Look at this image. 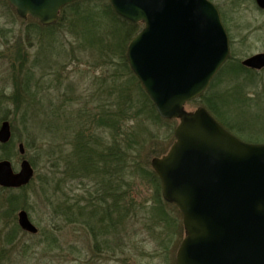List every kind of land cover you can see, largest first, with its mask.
<instances>
[{"label": "rangeland", "instance_id": "1", "mask_svg": "<svg viewBox=\"0 0 264 264\" xmlns=\"http://www.w3.org/2000/svg\"><path fill=\"white\" fill-rule=\"evenodd\" d=\"M210 1L217 6L230 39V58L211 81L213 87L218 85L223 92L237 85H233L235 79L244 73L238 71L243 66L242 60L264 52V9L255 0ZM107 3L109 0L81 2L77 11L67 8L50 27L32 17L22 19L8 0H0V125L8 120L12 129L10 142L0 143V160L11 161L18 171L25 157L35 172L29 185L0 192V264H175L184 236L182 216L175 206L163 201L161 187L160 196L157 195V183L143 173L125 177L129 183L126 201L132 199L143 204V210L136 205L129 215L132 217L125 218L124 224L116 223L115 229L111 230L108 224V230L102 234L108 239L106 243L87 224L88 221L94 226V211L88 208V201L80 202L83 215H72L69 220L62 210H57L70 205L75 208L74 214L79 213L77 200L90 193L88 189L95 180L85 178L83 171L72 175L77 163V155L72 151L76 133L82 127L80 106L89 101V106L94 107L97 102L90 95L96 91L102 98L104 95L117 101L120 90H127L134 106L139 104L149 114L150 120L141 118L139 112L138 120L142 121L134 124L128 121V125L129 133L133 134L136 130L148 134L155 131L157 138L149 149L156 152L151 153L150 160L166 153L174 141L168 134L178 121L162 118L157 110L160 119L154 120L148 111L152 110L149 102L142 96L138 84L141 82L123 67V47L111 49L108 58L89 47L91 31L95 32L94 36H102L99 24L92 23V17L97 16L106 24L114 19ZM88 11L92 13L87 14ZM103 26L102 23L101 29ZM252 72L245 74L259 84L250 87L245 83L246 96H252L255 88L263 94L264 68L254 70L256 74ZM115 90L118 92L110 96ZM200 105L190 102L186 108L192 111ZM98 132L100 136L110 135L108 127ZM257 132L264 135V130ZM243 137L245 141L264 143V140H251L248 135ZM20 143L24 144V154L19 151ZM61 153L67 156L65 161ZM148 169H152L150 162ZM156 204L163 206L165 222L153 221L150 207ZM22 209L39 228L37 235L19 227L17 214ZM150 219L156 227L146 225Z\"/></svg>", "mask_w": 264, "mask_h": 264}, {"label": "water", "instance_id": "2", "mask_svg": "<svg viewBox=\"0 0 264 264\" xmlns=\"http://www.w3.org/2000/svg\"><path fill=\"white\" fill-rule=\"evenodd\" d=\"M17 14L55 23L76 0H8ZM117 14L143 28L130 41L127 59L159 115L179 121L169 150L151 160L162 196L181 212L185 235L176 264H264V143L247 142L227 130L204 106L188 102L203 94L230 56V39L210 0H109ZM264 9V0H256ZM264 68V52L242 61ZM12 137L0 125V143ZM21 154L24 144H19ZM34 169L23 159L15 172L0 160V185H27ZM20 227L38 232L28 213Z\"/></svg>", "mask_w": 264, "mask_h": 264}, {"label": "trees", "instance_id": "3", "mask_svg": "<svg viewBox=\"0 0 264 264\" xmlns=\"http://www.w3.org/2000/svg\"><path fill=\"white\" fill-rule=\"evenodd\" d=\"M84 1L86 0H78L65 6L61 14L63 15L66 9L70 7L76 8L75 10L77 11L81 2ZM106 6L114 19H110V23L106 24L107 22H103L97 16L92 17V23L99 24V32H101L102 36L100 37L99 34L94 36L95 32L91 31L93 36L91 40H87L89 47H93L94 50L99 52L100 56L108 58L111 49L116 50L122 46L123 67H126V70L131 73L132 71L126 55L127 47L133 37L142 29L143 25L119 16L110 3H107ZM86 13L91 14L92 11ZM104 14L107 16L108 12ZM102 23L104 26L101 29L100 25ZM50 27H53V25ZM238 71L244 73H241L240 77L235 79L236 81L233 85L237 84L236 86H232L229 90L221 92V88L218 89V85L213 87L214 83H212L199 98H196L192 102L204 105L225 128L240 138L244 139L243 136L248 135L251 140L263 141L264 135H258L257 131L264 130V89H261L263 92L261 94L255 88L252 96L247 95L251 98H247L246 93H244V84L246 83L250 87H254L259 83L258 80H255L252 76L245 73L253 71L252 73L256 74V72L241 65ZM29 79L30 81L32 80V78ZM138 84L141 86L142 93L144 94L142 96L146 97L145 102L148 101L149 107L152 109L147 110L152 114L154 120L160 119L153 102L144 91L142 85L139 82ZM117 88V86H114V89ZM96 92L93 96L92 94L90 95L97 102L94 107L89 106V101L86 102L85 106H80V115L83 117L81 120L82 127L76 133L75 148L72 151V153L77 155V163H75L72 169V175L79 174L83 171L85 172V178H93L95 180H93V184L88 189L90 193H87L82 200L81 198L77 200V211L80 214H74L73 211L75 208L70 205L59 207L57 210H62L67 215L65 217L69 220V217L72 215L81 216V213L83 215V208L80 206V202L88 201V208L90 209L92 207L91 210L94 211V226L89 224L90 222L88 221L87 224L96 232V236H102L104 230H108V224L112 226V230L115 229L113 228L114 226H117L116 223L123 222L125 218L129 220L132 217L129 215L136 205L139 206L137 209L141 208L143 210V204L140 205L132 199L126 201V185H129L128 181L125 180L127 175L135 176L143 173L149 179L151 177L153 182L157 183L156 192L158 196H160L161 183L158 175L152 169H148L149 162L151 161L150 155L156 152L155 150L150 151L149 149L157 138L155 131L150 129L149 134L145 132L141 133L137 130L135 134L132 132L129 133L130 125H128V121H132V124L135 122L140 123L142 120H138L140 116L139 112L141 113L140 117L142 118L144 116V119H148L150 117L148 116L149 114H146L147 112H144L139 104L134 106L132 99L130 97L128 98L127 90H120V97L117 101L109 96L106 97L103 95L104 98H102L100 92ZM117 92L118 90L111 91L110 96ZM247 99H250V102ZM108 100H111V102H107ZM232 107H234L233 110ZM103 127L110 129V135L108 137L99 135L98 130ZM143 130L146 131L147 127ZM174 130L175 126L169 130L168 136L170 139L174 138ZM60 156L65 161L67 156L62 153ZM147 159L149 161L148 163L146 161ZM59 173L61 172L59 171ZM91 173L95 175L92 176ZM92 188L94 192H91ZM158 202H161L160 198ZM150 211L152 212L153 221L158 219L164 222L166 221L163 206L159 204L153 205L150 207ZM153 221L150 219L146 225L149 223V227H156ZM101 240L103 243H106L108 239L102 236Z\"/></svg>", "mask_w": 264, "mask_h": 264}, {"label": "flooded vegetation", "instance_id": "4", "mask_svg": "<svg viewBox=\"0 0 264 264\" xmlns=\"http://www.w3.org/2000/svg\"><path fill=\"white\" fill-rule=\"evenodd\" d=\"M11 189H13V188H4V187H0V192H1V194H2L3 191L11 190ZM18 189H20V188H18ZM4 212H5V210H4ZM3 216H4L3 218H6V213H4ZM37 234H38V233H37ZM37 234H35V235H37Z\"/></svg>", "mask_w": 264, "mask_h": 264}]
</instances>
